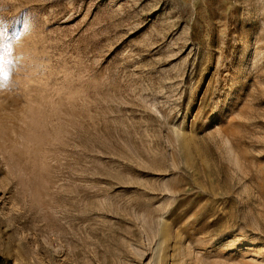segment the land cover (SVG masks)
Returning <instances> with one entry per match:
<instances>
[{"label":"rangeland","instance_id":"1","mask_svg":"<svg viewBox=\"0 0 264 264\" xmlns=\"http://www.w3.org/2000/svg\"><path fill=\"white\" fill-rule=\"evenodd\" d=\"M0 21V264H264V0Z\"/></svg>","mask_w":264,"mask_h":264},{"label":"snow or ice","instance_id":"2","mask_svg":"<svg viewBox=\"0 0 264 264\" xmlns=\"http://www.w3.org/2000/svg\"><path fill=\"white\" fill-rule=\"evenodd\" d=\"M14 25H22L27 26L26 20L23 15H21L20 19L13 21ZM16 27L9 29L8 27L4 26V22L0 21V51L10 53L12 43L19 35V32L16 31ZM11 63V61H9Z\"/></svg>","mask_w":264,"mask_h":264}]
</instances>
